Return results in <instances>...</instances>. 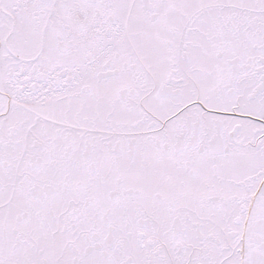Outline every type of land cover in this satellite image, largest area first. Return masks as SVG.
<instances>
[{
    "label": "snow or ice",
    "instance_id": "1",
    "mask_svg": "<svg viewBox=\"0 0 264 264\" xmlns=\"http://www.w3.org/2000/svg\"><path fill=\"white\" fill-rule=\"evenodd\" d=\"M0 264H264V0H0Z\"/></svg>",
    "mask_w": 264,
    "mask_h": 264
}]
</instances>
